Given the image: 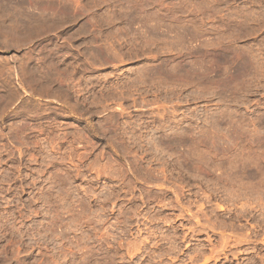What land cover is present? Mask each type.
Listing matches in <instances>:
<instances>
[{
	"label": "rangeland",
	"instance_id": "rangeland-1",
	"mask_svg": "<svg viewBox=\"0 0 264 264\" xmlns=\"http://www.w3.org/2000/svg\"><path fill=\"white\" fill-rule=\"evenodd\" d=\"M0 264H264V0H0Z\"/></svg>",
	"mask_w": 264,
	"mask_h": 264
}]
</instances>
